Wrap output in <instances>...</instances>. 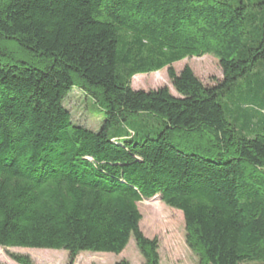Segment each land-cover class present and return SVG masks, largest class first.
I'll use <instances>...</instances> for the list:
<instances>
[{
  "label": "trees",
  "instance_id": "1",
  "mask_svg": "<svg viewBox=\"0 0 264 264\" xmlns=\"http://www.w3.org/2000/svg\"><path fill=\"white\" fill-rule=\"evenodd\" d=\"M205 55L223 70L213 86L174 68ZM164 68L178 96L132 87ZM241 78L261 111L244 121L224 99ZM74 87L105 112L100 131L73 121ZM142 113L154 118L112 133ZM156 196L184 214L200 264H264V0H0V247L73 264L133 237L161 264L138 207Z\"/></svg>",
  "mask_w": 264,
  "mask_h": 264
},
{
  "label": "rangeland",
  "instance_id": "2",
  "mask_svg": "<svg viewBox=\"0 0 264 264\" xmlns=\"http://www.w3.org/2000/svg\"><path fill=\"white\" fill-rule=\"evenodd\" d=\"M249 5H257L260 0H245ZM252 7H250V10ZM253 10V9H252ZM9 50L18 51L20 46L15 41H8ZM186 66L193 69L196 76L209 86L215 85L223 79V70L219 60L213 55L203 57L186 58L174 64L177 72H181ZM261 65L258 63L255 68H251L247 74L252 77L257 74ZM131 85L136 90H153L161 87H168L171 92L178 96L173 87L168 74V69L164 68L150 74H139L131 80ZM240 87L233 95L226 94L224 99L231 109L239 114L244 121L245 112L261 113L257 108V103L253 99L247 98L251 90L242 87L247 85V79H240L237 82ZM66 108L71 112L73 121L76 124L83 125L88 129L98 132L106 118L105 112L92 105L87 96L74 87L72 92L64 101ZM226 108V105H225ZM230 118V112H228ZM151 115L142 113L134 115L127 121L114 126L112 133H126L132 123L141 122V120H152ZM142 214L140 228L144 235L150 239H157L159 242V254L161 264H200L197 255L189 248L186 241V222L184 214L177 209L167 206L160 198L156 196L151 199H144L138 204ZM13 255L28 256L35 264H71L70 254L65 250H45L29 249L19 247H0V264H19L13 258ZM122 260H127L130 264H145V259L141 254L135 239L132 237L129 245L119 255L114 253H80L73 264H117ZM242 264H263L259 261L245 262Z\"/></svg>",
  "mask_w": 264,
  "mask_h": 264
}]
</instances>
